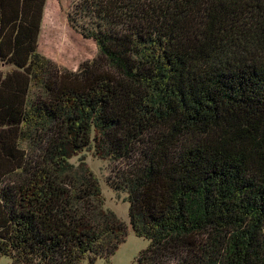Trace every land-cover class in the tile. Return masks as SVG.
I'll return each instance as SVG.
<instances>
[{"label": "trees", "instance_id": "trees-1", "mask_svg": "<svg viewBox=\"0 0 264 264\" xmlns=\"http://www.w3.org/2000/svg\"><path fill=\"white\" fill-rule=\"evenodd\" d=\"M47 0H0V263L264 264V0H73L98 55L39 53Z\"/></svg>", "mask_w": 264, "mask_h": 264}, {"label": "rangeland", "instance_id": "rangeland-1", "mask_svg": "<svg viewBox=\"0 0 264 264\" xmlns=\"http://www.w3.org/2000/svg\"><path fill=\"white\" fill-rule=\"evenodd\" d=\"M73 0H48L39 37V53L51 60L57 66L70 71H77L81 64L92 61L98 55L96 43L86 40L75 32L68 21ZM66 45L69 50L65 51ZM85 163L99 181L105 199V210L114 212L129 227L126 242L120 246L110 259V264H136L139 254L146 250L150 242L137 237L130 227L129 203L125 193H117L110 185L115 165L101 160L94 151H85L71 160L78 166ZM0 264H11L3 258ZM84 264H89L85 262ZM95 264H107L106 259L100 258Z\"/></svg>", "mask_w": 264, "mask_h": 264}, {"label": "bare ground", "instance_id": "bare-ground-1", "mask_svg": "<svg viewBox=\"0 0 264 264\" xmlns=\"http://www.w3.org/2000/svg\"><path fill=\"white\" fill-rule=\"evenodd\" d=\"M68 50H69V45H66L65 51H68Z\"/></svg>", "mask_w": 264, "mask_h": 264}, {"label": "crops", "instance_id": "crops-1", "mask_svg": "<svg viewBox=\"0 0 264 264\" xmlns=\"http://www.w3.org/2000/svg\"><path fill=\"white\" fill-rule=\"evenodd\" d=\"M48 1V0H47ZM45 12V11H44Z\"/></svg>", "mask_w": 264, "mask_h": 264}]
</instances>
